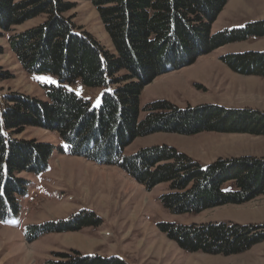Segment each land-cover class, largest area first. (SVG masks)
Here are the masks:
<instances>
[{"label": "trees", "instance_id": "16d2710c", "mask_svg": "<svg viewBox=\"0 0 264 264\" xmlns=\"http://www.w3.org/2000/svg\"><path fill=\"white\" fill-rule=\"evenodd\" d=\"M230 0H0V29L42 18L39 25L9 37L10 51L29 76L50 75L46 100L0 90V224L21 213L29 189L25 174L45 173L55 147L18 139L27 128L54 133L62 153L99 166L117 167L147 190L166 184L162 204L175 215L200 214L226 205H244L264 196V158L244 156L202 166L177 149L160 145L125 157L138 138L155 134L205 133L264 137V113L216 105L179 108L167 101L146 106L145 86L160 75L190 66L235 43L264 39V21L214 34L212 28ZM78 2L97 10L112 51L81 31L70 16ZM221 61L235 74L264 80V51L229 54ZM0 72V80H8ZM109 88L99 108L69 86ZM101 221L85 211L59 223L30 227L45 234L73 233ZM160 230L191 254L234 256L264 243V226L208 223L162 224ZM58 253L48 264H126L111 257Z\"/></svg>", "mask_w": 264, "mask_h": 264}, {"label": "rangeland", "instance_id": "374dc122", "mask_svg": "<svg viewBox=\"0 0 264 264\" xmlns=\"http://www.w3.org/2000/svg\"><path fill=\"white\" fill-rule=\"evenodd\" d=\"M81 31L106 49L112 45L99 14L89 2H78L69 13ZM43 19L29 21L10 32L0 29V80L3 93H19L46 100L43 85H57L50 75L29 76L10 51L9 37L33 28ZM264 21V0H230L214 23L212 32L241 29ZM264 51V39L224 46L199 58L190 66L168 71L145 86L141 96V119L147 105L167 101L179 108L216 105L233 109H252L264 113V80L233 73L221 57L229 54ZM50 77L55 84L41 82ZM78 96L99 108L109 88H90L82 81L69 86ZM18 139L37 140L55 147L48 170L41 175L25 174L28 193L20 199L21 213L0 224V264H48L60 260L56 254L84 257L119 258L126 264H264V243L234 256H211L182 250L164 234L162 224L201 225L224 223L264 226V196L244 205H226L200 214H172L161 201L170 192L166 184L147 190L117 167L99 166L83 158L70 157L58 136L27 128ZM167 145L202 166L220 158L252 156L264 158V137L205 133L196 136L155 134L135 140L124 156L143 148ZM64 151L62 153L61 151ZM85 211L101 224L73 233L45 234L34 241L33 226L59 223Z\"/></svg>", "mask_w": 264, "mask_h": 264}, {"label": "snow or ice", "instance_id": "6c2138e0", "mask_svg": "<svg viewBox=\"0 0 264 264\" xmlns=\"http://www.w3.org/2000/svg\"><path fill=\"white\" fill-rule=\"evenodd\" d=\"M39 79H41V82H47V83H52V84L56 83V81L52 80L50 77H43Z\"/></svg>", "mask_w": 264, "mask_h": 264}]
</instances>
